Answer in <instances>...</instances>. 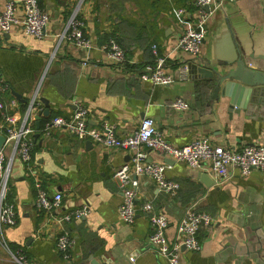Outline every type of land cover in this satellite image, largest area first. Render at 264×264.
<instances>
[{"label": "crops", "instance_id": "obj_1", "mask_svg": "<svg viewBox=\"0 0 264 264\" xmlns=\"http://www.w3.org/2000/svg\"><path fill=\"white\" fill-rule=\"evenodd\" d=\"M7 1L0 0V14ZM38 1L50 15L46 36H26L18 26L8 34L0 32V74L10 91L22 95L23 101L18 102L29 106L37 91L38 98L49 102L50 115L41 116V128L34 134V166L48 193H61L62 199L58 209L39 210L33 179L19 159L14 161L4 203L13 205L17 223L0 226V264H14L12 254L18 250L33 264H130L133 255L135 264H169L149 242L152 228L142 209L147 202L167 214L170 242L192 204L214 217L212 224L200 228L201 250L183 253L185 264H264V173L237 174L207 188L184 163L169 165L170 157L145 149L148 162L169 165L166 176L180 189L173 196L160 191L151 178L135 176L136 217L127 224L118 214L123 195L114 176L123 165L133 166L131 153L79 139L64 128L44 130L53 115L70 117L76 104H82L90 111V127L101 128L108 122L120 136L129 135L144 117H151L174 145L199 137L237 149L264 145V105L230 110L229 98L212 100L208 81L183 80L178 74L179 67L192 58L177 50L176 42L195 19L194 0ZM76 7L93 46L86 65L84 52L62 39ZM180 9L185 14H179ZM121 24L129 54L125 66L116 67L101 48L111 27ZM153 44L166 56V68L177 76L170 86L139 78L142 67L152 62ZM240 56L245 62L251 56L264 57V0L225 2L208 24L201 61L210 67L235 66ZM259 58L253 60L254 67H264ZM179 97L190 103L188 111L172 108ZM39 102L44 111L46 104ZM4 152L9 157L6 145ZM84 205L89 207L85 218L58 222L63 214ZM64 232L76 240L70 261L57 247V237Z\"/></svg>", "mask_w": 264, "mask_h": 264}, {"label": "built area", "instance_id": "obj_2", "mask_svg": "<svg viewBox=\"0 0 264 264\" xmlns=\"http://www.w3.org/2000/svg\"><path fill=\"white\" fill-rule=\"evenodd\" d=\"M235 0H194L196 6L195 19L177 39L176 49L188 54L192 58L199 57L203 53V47L208 33V24L214 13L225 2ZM185 14L184 9L178 11ZM50 23V15L41 9L38 0H8L5 9L0 14V32L8 34L15 27H22V32L29 37L42 39L46 36ZM85 23L79 18V7H76L69 19L62 39L73 44L84 52L85 62L90 57L93 48L91 40L85 35ZM109 63L116 67L125 66L128 62L125 49L115 38H110L101 48ZM153 59L145 64L139 78L145 83L156 86H170L176 80V75L166 68V56L160 52L157 44L152 45ZM178 74L183 80L188 79L186 64L178 69ZM10 86L3 80L0 74V93H6ZM14 97V96H13ZM38 91L30 102L24 115L14 113L18 107V101L14 98L7 102L0 101L3 122L0 129L5 135V144L10 149L9 157L4 152V146L0 149V226H14L17 223L13 205L4 203L10 192V177L14 161L19 159L24 165L27 174L33 179L37 191L35 205L39 210L51 211L60 207L62 194L56 193L51 196L44 188L42 181L32 164L33 150L35 146L34 122L36 116L43 113V104L39 102ZM172 108L177 111H188L191 106L184 98H177L172 103ZM89 109L76 104V109L70 117L56 116L45 125L47 132L52 128H64L71 135L82 139L92 140L107 148L119 149L130 152L132 165L125 164L115 172L123 195V202L118 208L120 220L132 224L136 217V200L138 182L135 176H147L157 184L160 191L175 196L180 184L170 180L166 176L169 167L167 163L148 162L145 149L162 153L176 162L184 163L193 171L208 173L214 180L215 185H221L239 174L247 177L254 171L264 173V145L255 144L245 146L242 149L229 148L212 143L208 137L195 138L185 145H174L159 130L156 122L151 117H144L138 128L125 136L116 134L115 126L105 122L101 128L88 125ZM147 214L152 228L149 242L155 252L165 258L169 264H185L182 255L185 251L198 252L201 250V241L198 234L203 225H210L214 217L206 212L197 210V205L192 204L181 218L174 241L170 242L167 236L168 218L164 211H157L151 202L142 207ZM89 213L88 205L74 209L63 214L58 222L60 224L81 220ZM76 240L68 232L57 237L59 253L65 260L72 259V250ZM7 250V243H4ZM14 264L30 263L22 250L12 254ZM136 255L130 257V264H135Z\"/></svg>", "mask_w": 264, "mask_h": 264}, {"label": "water", "instance_id": "obj_3", "mask_svg": "<svg viewBox=\"0 0 264 264\" xmlns=\"http://www.w3.org/2000/svg\"><path fill=\"white\" fill-rule=\"evenodd\" d=\"M256 58L251 56L246 61L240 56L235 66H216L210 67L201 57H194L186 61L188 77L190 80L202 79L208 81L212 86V100L216 101L222 97L230 99V110L246 109L250 104L264 105V67H254ZM258 60H263L260 57ZM12 95L18 101H23L22 95L11 90ZM40 100L46 104L41 115L36 116L37 129L40 128L41 116H49V102L44 97ZM6 138L5 135L0 134V149L3 148ZM169 165L175 163L173 159L167 162ZM194 176L199 179L207 188L214 185L212 177L202 171H193ZM96 261L92 262V264ZM99 264V263H98Z\"/></svg>", "mask_w": 264, "mask_h": 264}, {"label": "trees", "instance_id": "obj_4", "mask_svg": "<svg viewBox=\"0 0 264 264\" xmlns=\"http://www.w3.org/2000/svg\"><path fill=\"white\" fill-rule=\"evenodd\" d=\"M39 5H40V2H39ZM79 18H81L80 14H79ZM122 20L125 21V19H122ZM124 23H125V26H126V24H128V22H124ZM124 29H125V27L122 24L118 25L117 27H113V28L111 27V31L106 36V39L108 41L110 38H115L117 40V42L122 46V48L125 49L127 54H129L128 49L126 48V45H124V42L122 40V35L123 34L125 35ZM84 32H85V28H84ZM85 35H86V32H85ZM12 98H14V97H13L10 90L7 91L6 93H0V101L7 102ZM27 108H28L27 104H22V103L18 102V107L14 110V113H19L21 115H24L27 111ZM56 116L57 115H53V118ZM1 122H3V117H2V111L0 110V123ZM36 126H37V121L34 122V127H35V131H39L41 127L39 129H37ZM32 155H34V152ZM32 164H34V158L33 157H32Z\"/></svg>", "mask_w": 264, "mask_h": 264}]
</instances>
